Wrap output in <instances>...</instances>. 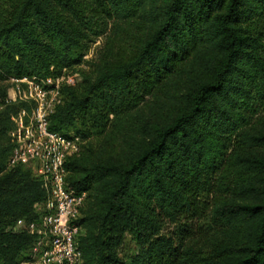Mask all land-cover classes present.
Listing matches in <instances>:
<instances>
[{"label":"trees","instance_id":"1","mask_svg":"<svg viewBox=\"0 0 264 264\" xmlns=\"http://www.w3.org/2000/svg\"><path fill=\"white\" fill-rule=\"evenodd\" d=\"M1 3L6 78L56 77L84 61L90 33L115 24L48 116L50 129L81 139L104 131L66 162L69 185L87 192L82 264H264V0ZM113 41L124 47L110 57ZM4 95L0 259L16 264L35 234L12 226L40 215L45 190L29 167L8 165L13 116L29 104ZM126 234L135 249L122 257Z\"/></svg>","mask_w":264,"mask_h":264},{"label":"built area","instance_id":"2","mask_svg":"<svg viewBox=\"0 0 264 264\" xmlns=\"http://www.w3.org/2000/svg\"><path fill=\"white\" fill-rule=\"evenodd\" d=\"M11 79L20 93L9 101L19 97L29 106L21 107L13 116L14 126L9 130L13 147L8 165L29 167L40 178L45 190L43 200L34 204L40 215L28 221L19 218L12 228L16 231L26 229L35 234L27 262L82 264L76 240L81 228L78 221L80 209L87 192L76 191L66 179L67 159L81 149V137L77 133L65 134L48 127V116L61 101L59 76L39 78L22 75L11 76ZM66 82L73 83L67 79Z\"/></svg>","mask_w":264,"mask_h":264},{"label":"rangeland","instance_id":"3","mask_svg":"<svg viewBox=\"0 0 264 264\" xmlns=\"http://www.w3.org/2000/svg\"><path fill=\"white\" fill-rule=\"evenodd\" d=\"M7 6H8L7 3H3V4L1 3L0 8H4ZM114 25L115 24L113 21H109L103 26L104 30L99 31L98 33H90L88 37H86L83 40L84 50H85L84 61H82L78 65L73 66L72 68H67V69L63 68L61 71V74L58 75L59 76V81H58L59 86H61L62 83H65L66 79L68 82H73L70 84H76L82 80L84 73L91 72V70L96 65V62L106 52V48L109 45V42L111 43L112 41V39H110L109 36L113 32ZM112 45H113V49L110 52V57H114V55L118 51L121 50V47L122 46L124 47V44L122 41H113ZM0 72H2V70H0ZM61 75L63 76V78ZM57 78H54V79L56 80ZM16 85L17 84L15 83V81L11 79V77L6 78L0 75V87L5 89L4 97H5L6 102H9L10 99L14 98L15 94L19 95L20 92L18 91ZM59 96L61 97V95ZM0 101H1V98H0ZM2 107L3 105L0 103V109ZM258 122H259L258 125L263 124L261 120H258ZM79 126L81 125L79 124ZM69 132L74 133V130H70ZM103 135H104V131L97 132L95 130H92L90 135H88L84 139H81L80 148L82 147L83 142L85 146H91L93 148L99 146L103 138ZM82 148L84 149V146ZM134 249H135L134 242L130 239L129 234H126L125 240L120 248L119 255L122 257H127L131 253V251H133ZM27 263L31 264L24 260H20L16 264H27ZM0 264H8V262H3V260L0 259Z\"/></svg>","mask_w":264,"mask_h":264}]
</instances>
